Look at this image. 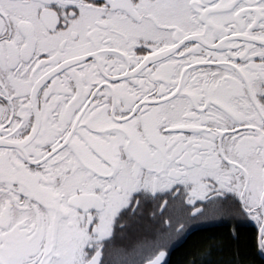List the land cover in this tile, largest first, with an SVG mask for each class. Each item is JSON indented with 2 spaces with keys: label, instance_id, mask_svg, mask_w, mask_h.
<instances>
[{
  "label": "snow or ice",
  "instance_id": "snow-or-ice-1",
  "mask_svg": "<svg viewBox=\"0 0 264 264\" xmlns=\"http://www.w3.org/2000/svg\"><path fill=\"white\" fill-rule=\"evenodd\" d=\"M185 218L264 262V0H0V264H169Z\"/></svg>",
  "mask_w": 264,
  "mask_h": 264
},
{
  "label": "trees",
  "instance_id": "trees-1",
  "mask_svg": "<svg viewBox=\"0 0 264 264\" xmlns=\"http://www.w3.org/2000/svg\"><path fill=\"white\" fill-rule=\"evenodd\" d=\"M229 231L230 227L214 222L193 232L188 239L170 251L169 264H192L193 261H196L197 264H203L202 250L205 243L208 242V238L220 237ZM238 231L242 236L250 237L255 234L256 229L249 222H245ZM218 258V256L213 257V259ZM255 264H264V262L257 257Z\"/></svg>",
  "mask_w": 264,
  "mask_h": 264
},
{
  "label": "flooded vegetation",
  "instance_id": "flooded-vegetation-1",
  "mask_svg": "<svg viewBox=\"0 0 264 264\" xmlns=\"http://www.w3.org/2000/svg\"><path fill=\"white\" fill-rule=\"evenodd\" d=\"M183 224H184V229L183 231H178L176 233L173 234L172 236V240L170 242V249L172 250L174 247L180 245L182 242H184L186 239H188V237L190 236V234H192L193 232L202 229L204 227H206V225L208 224H212L215 221L211 220V219H205V218H198V219H183ZM255 229L256 226L254 223L249 222ZM177 228H179V225H177ZM257 231V229H256Z\"/></svg>",
  "mask_w": 264,
  "mask_h": 264
}]
</instances>
